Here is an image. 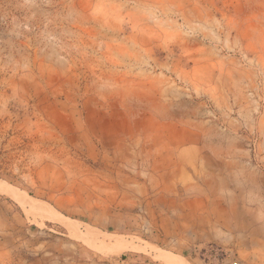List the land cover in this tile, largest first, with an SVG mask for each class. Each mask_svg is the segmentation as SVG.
Here are the masks:
<instances>
[{"label": "rangeland", "instance_id": "rangeland-1", "mask_svg": "<svg viewBox=\"0 0 264 264\" xmlns=\"http://www.w3.org/2000/svg\"><path fill=\"white\" fill-rule=\"evenodd\" d=\"M168 256L264 264V0H0V264Z\"/></svg>", "mask_w": 264, "mask_h": 264}, {"label": "crops", "instance_id": "crops-1", "mask_svg": "<svg viewBox=\"0 0 264 264\" xmlns=\"http://www.w3.org/2000/svg\"><path fill=\"white\" fill-rule=\"evenodd\" d=\"M205 176H206V174H205ZM203 178H205V177L204 176L199 177V179H203ZM219 178H222V177H219ZM196 187H197L196 193H194L190 197H192L194 199V201L197 202L198 211L209 212L210 208L208 207V205H210V202H215L216 204H220L223 207V204L225 202L221 198L222 195L217 196L216 194H214L213 199H210L211 194H207V184L206 183L198 182ZM216 222H217V219L214 220V225H212V227L217 228V227L223 226L222 223H216ZM211 235H212V241H215V242L217 241V239L221 240L223 238V237H221V235L218 236L217 233H215V232H212Z\"/></svg>", "mask_w": 264, "mask_h": 264}, {"label": "bare ground", "instance_id": "bare-ground-1", "mask_svg": "<svg viewBox=\"0 0 264 264\" xmlns=\"http://www.w3.org/2000/svg\"><path fill=\"white\" fill-rule=\"evenodd\" d=\"M51 218V217H50ZM161 256V255H160ZM162 259V258H161ZM163 261L168 262L169 264H183L182 261L177 260L175 257L172 258L171 256L164 257Z\"/></svg>", "mask_w": 264, "mask_h": 264}]
</instances>
